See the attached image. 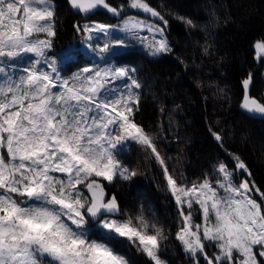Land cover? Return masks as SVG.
Returning a JSON list of instances; mask_svg holds the SVG:
<instances>
[{"label":"snow or ice","instance_id":"6c2138e0","mask_svg":"<svg viewBox=\"0 0 264 264\" xmlns=\"http://www.w3.org/2000/svg\"><path fill=\"white\" fill-rule=\"evenodd\" d=\"M66 2L89 19L104 10L124 17L135 9L155 22L128 17L119 29L125 38H111L116 29L108 24L74 25L103 66L65 77L59 65L72 66L78 53H53V0H0V264H135L114 241L134 247L144 264H168L160 253L163 229L142 211L126 213L108 190L137 175L120 160L129 142L163 170L179 216L175 238L189 264H264V190L250 179L247 164L234 156L233 164L219 163L200 182L180 183L135 121L142 88L136 70L109 63L130 40L151 57L172 53L162 12L148 0H126V7L111 0ZM176 19L196 26L187 17ZM100 35L108 39L93 44ZM254 49L264 65V40ZM252 86L250 73L241 82L240 107L264 117V98L253 97ZM93 228L103 236L90 233Z\"/></svg>","mask_w":264,"mask_h":264},{"label":"trees","instance_id":"16d2710c","mask_svg":"<svg viewBox=\"0 0 264 264\" xmlns=\"http://www.w3.org/2000/svg\"><path fill=\"white\" fill-rule=\"evenodd\" d=\"M53 2L57 28L53 53L60 55L77 46L78 56L72 66L67 62L62 66L65 75L90 61L78 48L84 36L77 33L74 25H112L123 17L104 10L89 19L75 14L66 0ZM111 2L127 6L126 0ZM148 2L169 22L165 36L172 53L151 57L134 47L114 55L118 64L135 68V76L142 85L136 123L153 138L170 173L180 183H198L214 174L219 163L231 165L235 162L233 157L238 156L250 169V179L264 190V117L239 110L241 82L250 73L251 95L264 98V65L255 58L254 49L256 41L264 40V0ZM132 11L127 9L125 16ZM176 16L187 17L196 26L189 27ZM214 132L222 137L220 141L215 139ZM119 155L121 163L137 175L130 181L109 185L110 194L118 197L126 213L142 211L146 219L163 229L167 238L161 241L160 253L168 264H189L175 238L179 216L160 164L132 142ZM193 216L198 223L200 214L194 211ZM89 231L103 236L98 229ZM113 243L135 264H144L145 258L134 247L125 248L119 241ZM212 251L210 248L209 252Z\"/></svg>","mask_w":264,"mask_h":264},{"label":"rangeland","instance_id":"374dc122","mask_svg":"<svg viewBox=\"0 0 264 264\" xmlns=\"http://www.w3.org/2000/svg\"><path fill=\"white\" fill-rule=\"evenodd\" d=\"M53 5L55 6V3H54V2H53ZM132 10H133V11H132L133 13H132L131 15H127V16L121 18L120 21L116 22V24H112V25H111V26H113V27L116 29V31L112 34V37H111V38H116V37H119V38H125L126 34L120 32L119 29H120L121 27H123L124 22H125V19H127L128 17H136L137 19L145 20V21H147V22H149V23L155 22V21H154L155 18H152V17H150L149 15H147V14H145V13H143V12H138V11L135 10V9H132ZM84 24L94 25V24H96V22H86V23H84ZM101 24H102V23H101ZM140 35H141V36H143V35H148V33H146V32H141ZM106 39H108V38L104 37L103 35H100V36H99V39H98V40L94 39V40L92 41V43H93V44H99V45L102 46L103 42H104ZM83 41H84V39H83ZM134 47H138L139 49L144 50V51L146 52V50L144 49L143 45H142L139 41H136V40H130V41H129V46H128L127 48H125V49H116L115 51H116V53H120V52H122L123 50H126V49H132V48H134ZM70 48H71L74 52H76L75 50L77 49V46H76V47H70ZM78 48H79L81 51H83V52L85 53V55H87V56L90 58V61L88 62V65H83L82 67H80V68L77 69L76 71L66 72L65 75L63 74L64 71L62 70V66H63V64H64L65 62L61 63V64L59 65V67L61 68V70H62V74H63L65 77H69V76H71L73 73L78 72V71H79L80 69H82L83 67H93V66H95V65H97V64H100L101 66H103V62L100 60V58H99L96 54L92 53V52L86 47V45H84V44L82 43ZM54 54H55V53H54ZM56 55H57L58 57L60 56V55H58V54H56ZM61 59H62V57H61ZM26 60H27V58H26ZM109 63L112 64L113 66H123V67H127V68H130V69H135L133 66H130L129 64H123V65H122V64H118V63L116 62L114 56H112V57L110 58ZM263 77H264V75H263ZM117 86H118V87H122V86H123V81L118 82ZM238 171H239V170H238ZM239 179H240V178H238L237 182H239ZM200 220H201V217H200ZM200 220H199V222H200ZM199 222H198V223H199Z\"/></svg>","mask_w":264,"mask_h":264},{"label":"water","instance_id":"95a60500","mask_svg":"<svg viewBox=\"0 0 264 264\" xmlns=\"http://www.w3.org/2000/svg\"><path fill=\"white\" fill-rule=\"evenodd\" d=\"M73 12H74V10H72ZM239 110L240 111H243L244 113H246V114H248V115H250V116H257V117H260L261 115L260 114H249V113H247L244 109H242L241 107H239Z\"/></svg>","mask_w":264,"mask_h":264},{"label":"crops","instance_id":"0c3cea01","mask_svg":"<svg viewBox=\"0 0 264 264\" xmlns=\"http://www.w3.org/2000/svg\"><path fill=\"white\" fill-rule=\"evenodd\" d=\"M262 74L264 75V69H263V72H262Z\"/></svg>","mask_w":264,"mask_h":264}]
</instances>
